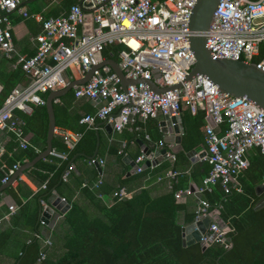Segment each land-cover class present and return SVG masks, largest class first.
<instances>
[{
    "label": "built area",
    "instance_id": "1",
    "mask_svg": "<svg viewBox=\"0 0 264 264\" xmlns=\"http://www.w3.org/2000/svg\"><path fill=\"white\" fill-rule=\"evenodd\" d=\"M28 1L0 0V61L12 58L15 52L12 13L33 18L41 25L35 35V53L17 56L16 62L28 82L16 85L0 106V132L14 134L19 146L26 148L29 143L22 137L24 121L16 117L14 111L31 113L33 106L45 104L41 93L64 88L76 75L83 77L91 66L104 61L103 51L108 45L122 44L117 53L118 65L126 78L137 82L127 84L123 90L120 78L109 64L103 63L94 69L86 82L72 88L75 97L100 101L95 112L82 116L79 123L90 127L99 119L114 130L122 131L138 118L158 114L177 116L182 105L190 106L192 111L203 110L206 119L204 158L210 168L203 186L194 192L186 189L185 193H201L217 180L225 192L241 190L239 177L248 166L247 151L258 147L264 154V110L244 96L235 97L220 91L206 76L184 80L195 63L189 42L192 34L189 20L198 0H78L58 16L31 13L25 5ZM205 34L206 47L213 57L252 62L264 42V0H218ZM254 63L264 71V56ZM154 70L159 73L156 78H153ZM149 79L158 87L179 83L180 86L156 92L146 82ZM224 121L228 128L219 134L215 129ZM57 133L70 147L81 136L80 132L68 134L63 129ZM159 145L164 146L163 141H159ZM2 150L0 144V152ZM51 153L55 154L53 150ZM165 157L173 159L174 154L167 151ZM144 159V154L135 159L137 172L142 170L140 163ZM95 161L103 163L102 159L91 162ZM19 165L16 163L8 169L1 179L2 184ZM176 173L168 171L166 175L174 178ZM67 175L68 171L63 179ZM182 193L177 192L176 196ZM127 195L124 189L118 192V197ZM41 204L43 209L48 205L44 200ZM208 207L206 200L199 199L193 219L194 223L204 217L211 219L208 234H201V241L204 244L218 241L229 246L226 236L229 230ZM16 209L15 204L8 205L9 212ZM45 244H50L49 239Z\"/></svg>",
    "mask_w": 264,
    "mask_h": 264
},
{
    "label": "trees",
    "instance_id": "2",
    "mask_svg": "<svg viewBox=\"0 0 264 264\" xmlns=\"http://www.w3.org/2000/svg\"><path fill=\"white\" fill-rule=\"evenodd\" d=\"M77 1L62 0L59 7L69 9ZM64 13V9L57 8L47 15ZM122 47V44H110L104 54L117 57ZM263 47L260 44V51ZM258 59L254 57L251 61ZM13 62V59L0 61V106L23 81L21 65L12 68ZM47 95L48 92L41 93L45 100ZM57 100L53 101V110L59 116L62 110L59 102H64L65 96ZM191 112L190 106H181L185 149L190 147L186 140L188 120L198 118L202 123L204 119L203 110L196 109L193 115ZM17 117L24 121L22 137L29 131L32 133L26 148L14 143L16 137L9 133L13 142L9 149L22 164L45 149L48 114L43 104L33 106L29 117L25 114ZM97 120L90 127L79 123L76 132L81 136L72 147L61 135L54 134L55 154L50 153L24 172L37 185L36 191L20 179L15 188L8 186L3 191L13 198L10 204H17L18 209L11 214L10 228L0 230V251L6 248L5 243L10 244L8 247L14 250L11 254L17 264H264V192L256 195V187L263 183L264 154L258 147L248 150V166L239 177L240 191L225 192L217 180L201 192L200 199L209 203V211L217 209L220 218L228 223L229 246L218 241L183 246L181 221L185 224L193 221L199 202L193 193L176 196L177 192L188 189L184 183V172L189 166L185 151L154 167L127 175L130 167L123 161L122 149L109 150L115 156L112 163L94 155L96 134L93 129ZM136 122L137 119L132 130ZM56 125L65 126L59 118ZM227 128L224 121L220 131L224 133ZM77 154L80 155L76 158ZM4 155L0 159V185L8 169L15 164L14 160L11 166L3 164ZM93 159L103 160L101 173L91 162ZM66 171L68 175L63 179ZM168 171H176V176L168 177ZM120 189L128 195L118 197ZM52 193L63 197L70 209L56 220L48 238L50 244H44L41 200L47 201Z\"/></svg>",
    "mask_w": 264,
    "mask_h": 264
},
{
    "label": "crops",
    "instance_id": "3",
    "mask_svg": "<svg viewBox=\"0 0 264 264\" xmlns=\"http://www.w3.org/2000/svg\"><path fill=\"white\" fill-rule=\"evenodd\" d=\"M34 1L35 0H29L25 4L29 12L31 13H42L44 16H52V15H47V14L51 13L57 8L59 10L64 9L65 12L68 9L65 7H59L62 0H42V1H36V2ZM10 20L12 24L11 32H12V39H13L15 52L12 58H2V59H13L14 62L12 64V68H14L18 64L16 62L18 55L31 56L35 53V50H36L35 35L40 31L41 25H40V22L34 20L33 18H23L17 13H12L10 15ZM262 45H264V42L261 43V46ZM103 56H104V60L114 59L118 63V57H113L111 53L109 54V56H106L103 51ZM262 56H264V47H263V50L260 51V46H259V53L258 55L255 56V58H261ZM79 78L81 77H78L77 75L74 77V79H79ZM27 82H28V79L24 74L23 81L19 82L18 84L25 85ZM1 89H2V84L0 83V91ZM70 90L72 91L73 89H70ZM67 92L64 95H62V96H65L64 102H59L62 105L61 106L59 104L62 109L59 112V116H56L54 113L55 130L58 131L60 129H63L65 133L72 134L75 131H77V129L80 127L79 123L77 122L78 119L86 114L94 113L96 108L99 106L100 101H93L89 99L88 97H75L73 95V91L70 95H68ZM58 98L54 99L53 101H58L57 100ZM14 112H15L14 114L16 115V117L22 116V114L27 115V117L30 116V113H23L17 110ZM116 113H117V110L114 111V114ZM193 114H194V111L191 112V115ZM57 118H59V120L63 122L65 126L56 125ZM162 118L163 116L161 114H158L156 117H149L145 119L138 118L136 122V127L133 130L131 129V126L133 124L132 123L130 126L125 127L122 131H116L112 128V126L111 128L109 127L107 128L105 127V124L107 122L103 120H97L96 125L93 129L94 133L96 134V146H95L94 155L97 154L99 155L100 158L107 159L110 163H112L115 160V156L113 153H109V150L117 149V152H118V150L122 149L123 150V161L131 169V166L129 165V163L125 162L124 159L128 156L130 157L129 161L135 162L136 157L143 154L141 145L137 142V140L141 141L143 145L144 144L149 145L152 148V150H156L158 148L166 146L168 149L167 151H169V149L173 147L172 144H164V146L159 145V141H162L164 137V133L161 131L160 126H159V121ZM191 119L188 120L189 132H188V136L186 139L190 147L189 149H185L182 146L183 148L177 154H174V156L178 155L180 152L185 151L184 156L186 157L189 163V166H188V170H185L184 172L186 175V181L184 183L186 184V187L188 189L192 188L196 190L201 184L203 178L207 175L210 165L207 163V161L204 158L206 155L204 153V151H206V144H205L206 119H205V116H204L202 123H199L198 118L194 119V121H191ZM180 120H181V124L183 128L182 119ZM55 130H54V134L60 135ZM215 130L217 131V133L222 134V132L220 131V125L216 127ZM183 133H184V128H183ZM183 133L181 134V141L183 138ZM31 135L32 133H30L29 131L25 135V137H23L27 143H29L28 141ZM13 142L17 143L18 145L17 141H13ZM13 142H12V139L9 133H6L4 131L0 132V144L3 148V150L0 152V159L2 155L5 154L4 155L5 163L3 164L9 165V166H11L10 163L13 160L15 164L18 163L17 160H15L14 154L12 152L13 150L9 149V147L11 146ZM190 149L195 150V154L193 157L196 161H191L189 157L187 156L186 153ZM247 153H246V158H247ZM79 155L80 154H77L75 157L77 158ZM142 163L143 162H141L140 165ZM151 167H154V166H151ZM76 172L78 171L76 170ZM19 179L24 181L27 185H29V187L33 191L37 190L38 188L37 185L34 184L25 175L24 172L15 181H13L12 184L9 186H12V188H15ZM257 187H256V195H260L262 192H264L263 190L260 193V189ZM4 190L0 192V223H1L0 230L1 231L8 230L10 228L11 225H10L9 220H10L11 214H13L18 209V205L14 203L17 206V209L13 212H9L8 205L10 204V202L13 201L12 200L13 198L10 195H7L6 193H4L3 192ZM250 198L253 199V197H250ZM212 213L221 224L226 226L228 230L230 229L228 223L226 221H223L220 218L219 211L217 209L212 210ZM60 216H62L61 213H60ZM51 229L52 228L46 227L45 225L42 229L44 244H45V240L48 239L50 236ZM6 244L7 243H5L6 248L0 251V264H17V262L15 261V258L11 254L14 252V250L11 251L10 247H8L10 246V244H7V245Z\"/></svg>",
    "mask_w": 264,
    "mask_h": 264
},
{
    "label": "water",
    "instance_id": "4",
    "mask_svg": "<svg viewBox=\"0 0 264 264\" xmlns=\"http://www.w3.org/2000/svg\"><path fill=\"white\" fill-rule=\"evenodd\" d=\"M217 3L218 0H198L192 10L189 20V27L192 31V34L190 35L189 42L190 48L195 58V63L184 80H190L197 75L206 76L218 86L220 91L235 97L244 96L264 110V71L257 68L254 62L248 63L243 60L213 57L209 49L206 47L205 32L210 26L213 12L216 9ZM103 63L109 64L112 70L118 75L123 90H125L127 84L137 82L135 79L126 78L118 63L114 59H109L104 60L97 65L91 66L84 73L83 77L69 81L64 88L49 91L45 100V107L48 114L46 147L33 159L19 165L14 173L10 176L9 180L6 183L0 185V192L7 186L11 185L12 182L15 181L29 167L33 166L37 161L45 158L51 153L52 138L55 130L53 100L64 95L75 85L86 82L91 77L94 69L100 67ZM158 76V71L154 70L153 78ZM146 82L156 92L174 89L180 86L179 83L172 86L158 87L156 84H154L152 79H149ZM180 119V115H164L159 121L160 129L164 133L162 141L164 144H172L173 147L169 149L172 154H177L183 148L181 141L183 128ZM105 127L111 128V125L106 123ZM137 142L141 145L142 153L145 156L143 163L140 165L141 169L155 166L166 158L165 154L168 150L166 146L152 150L149 145H143L139 140H137ZM204 153L206 154V151H204ZM186 154L191 161H196L193 157L195 154L194 149H190ZM124 160L131 166V169L128 171L127 175L134 174L138 165L134 161H129L130 157L128 156ZM94 166L99 173L102 172L98 161L94 162ZM257 188L260 189L261 193L264 190V183H260ZM190 191L194 192V189L191 188ZM184 193L185 192L182 194ZM194 194L198 199L201 198V193L195 192ZM47 203V207L42 210L40 220L46 227L52 228L56 220L63 217V215L70 209V204L65 199H62V197L57 193H52L47 199ZM60 213L63 215L60 216ZM181 222L182 245L188 246L196 242L203 245L204 243L201 241V234H208L207 228L211 222V219L209 217H204L196 223L193 221L187 224H185L183 221ZM209 243L211 242L208 241V244Z\"/></svg>",
    "mask_w": 264,
    "mask_h": 264
},
{
    "label": "bare ground",
    "instance_id": "5",
    "mask_svg": "<svg viewBox=\"0 0 264 264\" xmlns=\"http://www.w3.org/2000/svg\"><path fill=\"white\" fill-rule=\"evenodd\" d=\"M132 45H135L134 42H131Z\"/></svg>",
    "mask_w": 264,
    "mask_h": 264
},
{
    "label": "rangeland",
    "instance_id": "6",
    "mask_svg": "<svg viewBox=\"0 0 264 264\" xmlns=\"http://www.w3.org/2000/svg\"><path fill=\"white\" fill-rule=\"evenodd\" d=\"M36 1H42V0H35L34 2H36Z\"/></svg>",
    "mask_w": 264,
    "mask_h": 264
}]
</instances>
